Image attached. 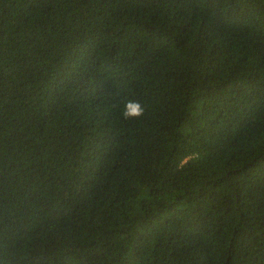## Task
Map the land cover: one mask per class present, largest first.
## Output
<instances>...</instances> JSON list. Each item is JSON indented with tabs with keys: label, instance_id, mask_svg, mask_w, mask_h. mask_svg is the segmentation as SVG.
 Segmentation results:
<instances>
[{
	"label": "trees",
	"instance_id": "trees-1",
	"mask_svg": "<svg viewBox=\"0 0 264 264\" xmlns=\"http://www.w3.org/2000/svg\"><path fill=\"white\" fill-rule=\"evenodd\" d=\"M0 264H264V0H0Z\"/></svg>",
	"mask_w": 264,
	"mask_h": 264
},
{
	"label": "clouds",
	"instance_id": "clouds-1",
	"mask_svg": "<svg viewBox=\"0 0 264 264\" xmlns=\"http://www.w3.org/2000/svg\"><path fill=\"white\" fill-rule=\"evenodd\" d=\"M144 113V108L141 106L139 101L129 100L125 104V110L123 111V116L125 119L128 117H139ZM188 158H185L181 163H186Z\"/></svg>",
	"mask_w": 264,
	"mask_h": 264
}]
</instances>
